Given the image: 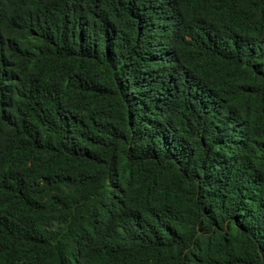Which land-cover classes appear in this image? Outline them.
Instances as JSON below:
<instances>
[{"label":"trees","instance_id":"obj_1","mask_svg":"<svg viewBox=\"0 0 264 264\" xmlns=\"http://www.w3.org/2000/svg\"><path fill=\"white\" fill-rule=\"evenodd\" d=\"M0 264H264V0H0Z\"/></svg>","mask_w":264,"mask_h":264},{"label":"rangeland","instance_id":"obj_2","mask_svg":"<svg viewBox=\"0 0 264 264\" xmlns=\"http://www.w3.org/2000/svg\"><path fill=\"white\" fill-rule=\"evenodd\" d=\"M38 184L45 185V186L51 188L52 190L60 191V192L66 193L70 196L74 195L73 191L67 185L49 184L45 181H39Z\"/></svg>","mask_w":264,"mask_h":264}]
</instances>
